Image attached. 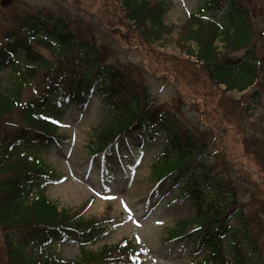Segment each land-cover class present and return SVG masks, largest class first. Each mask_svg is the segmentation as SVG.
<instances>
[{
	"label": "trees",
	"instance_id": "1",
	"mask_svg": "<svg viewBox=\"0 0 264 264\" xmlns=\"http://www.w3.org/2000/svg\"><path fill=\"white\" fill-rule=\"evenodd\" d=\"M132 8L130 19L137 25L146 40L158 41L164 33L171 34L161 20V15L145 1L127 2ZM247 4V5H246ZM220 10L217 19L207 13ZM252 3L241 0H205L199 14L192 16L179 27L177 43L181 50L193 54L192 44L198 50L197 57L214 85H223L226 91L246 92L263 79L264 56L257 53V35L264 39V30H256ZM42 17V18H40ZM148 22L150 24L148 25ZM18 28L21 34L9 37L13 43L0 47V67L10 69L7 77L0 79V125L12 127L13 136L0 137V228L8 231L17 228L23 234L21 247L9 253L12 264H122V255L131 250L134 260L143 250L137 245L120 243L104 247L97 252L83 249V255L76 260H67L42 243L47 238L59 240L66 237L80 242L94 243L103 236L105 227L95 224L93 219L82 218L79 212L60 209L45 194L49 182L58 179L50 169L38 148L49 145L57 134L58 115L62 110L54 96L69 98V104L81 92L96 87L102 96L105 108L111 115L113 133L99 135L97 145L92 149L105 148L106 139L126 133L129 125L148 103L147 91L135 98L124 87L126 78L119 69L105 58L102 47L80 36L72 30L71 24L54 15L48 18L33 13L21 16ZM221 44V46L218 44ZM43 47L49 57L37 50ZM242 52V54H240ZM53 78L50 80V75ZM35 77L46 78L47 86L37 101L25 102L21 95L34 82ZM126 93V108L114 98H123ZM252 98L260 100V90ZM57 114H53L54 105ZM58 102H63L59 100ZM200 100L195 101L198 104ZM18 114L20 121L12 122ZM152 114L156 124L170 119L168 114ZM172 121L165 132V148L156 157L152 168L155 179H168L179 183V198L189 201L195 208V216L179 221L168 231L167 239L192 233L187 240L195 242L192 252L205 256L196 264H264L261 247L250 229L243 223L233 226L235 220H243L244 208L240 205L239 190L226 179L206 157L209 149L206 141L192 129L180 128ZM161 127V126H160ZM102 141V142H101ZM210 155V154H209ZM13 231V230H11ZM34 245L31 250L29 246ZM85 245V244H84ZM10 249L12 246L9 244ZM126 258V257H124Z\"/></svg>",
	"mask_w": 264,
	"mask_h": 264
},
{
	"label": "rangeland",
	"instance_id": "2",
	"mask_svg": "<svg viewBox=\"0 0 264 264\" xmlns=\"http://www.w3.org/2000/svg\"><path fill=\"white\" fill-rule=\"evenodd\" d=\"M165 1L168 5L164 21L174 27L199 3V0ZM241 1L252 3L256 30H264V0ZM121 4L119 0H0V32L16 29L20 17L30 11L68 19L72 30L98 43L105 58L109 57L127 75L132 94L142 96V89L147 87L159 107L174 110L187 128L206 141L209 146L206 157L237 186L240 205L245 210L243 220L238 217L230 221L231 225L244 223L264 256V98L260 105L251 98L257 89L263 94L260 85L263 79L259 78L258 84L243 93L214 85L203 64L179 51L177 29L157 42L144 43L137 27L128 22ZM116 24L126 25L130 30L114 29ZM116 31L136 47L119 40L113 33ZM257 38V53L262 57L264 39L260 34ZM140 43L143 45L138 46ZM41 51L47 54L45 49ZM7 73L8 70L0 71V75ZM260 73H264V67ZM39 86L42 88L44 83ZM34 94L32 90L26 92L28 97ZM195 95L200 100L198 104L193 102ZM101 106L99 97L93 96L84 106H69L66 110V124L61 132L72 142L44 149L48 163L64 177L48 186L47 195L59 207L81 209L85 218L110 221L108 233L88 245L90 250L133 240L132 245L137 242L143 249L134 264H190L200 260L202 256L190 251L195 243L185 244V237L182 241L167 239L170 228L195 216V208L189 201L180 200L177 189L171 185L166 184L162 191L150 179V165L157 154L154 148L148 147L134 158L129 157L127 148L123 161L87 152L92 129L108 117ZM106 170L110 174H105ZM2 239L0 234V264H10ZM52 248L69 259L79 255L75 242L54 243Z\"/></svg>",
	"mask_w": 264,
	"mask_h": 264
}]
</instances>
